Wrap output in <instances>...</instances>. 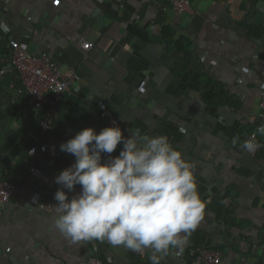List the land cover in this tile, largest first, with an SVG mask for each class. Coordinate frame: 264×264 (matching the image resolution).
<instances>
[{
	"label": "crops",
	"instance_id": "crops-1",
	"mask_svg": "<svg viewBox=\"0 0 264 264\" xmlns=\"http://www.w3.org/2000/svg\"><path fill=\"white\" fill-rule=\"evenodd\" d=\"M190 4L180 14L170 0H0V32L80 76L43 132L39 119L50 106L27 105L0 39V179L21 186L2 213L0 264H86L96 255L109 264H151V249L73 244L54 227L55 178L75 163L60 145L85 128L110 127L100 101L126 137L137 129L166 135L194 165L204 216L183 250L161 264H185L197 245L221 249L223 264H264V147L247 153L231 144L264 122V0ZM83 41L94 46L86 50ZM256 138L264 144V135ZM49 140L57 156H30L32 145ZM31 159L44 176L25 186ZM46 202L50 209L41 207Z\"/></svg>",
	"mask_w": 264,
	"mask_h": 264
},
{
	"label": "clouds",
	"instance_id": "clouds-1",
	"mask_svg": "<svg viewBox=\"0 0 264 264\" xmlns=\"http://www.w3.org/2000/svg\"><path fill=\"white\" fill-rule=\"evenodd\" d=\"M257 133L264 135V124L242 142L233 137L231 144L254 153L264 147ZM121 144L119 155L112 156ZM60 150L75 163L55 178L61 187L54 195V227L73 244L106 241L136 253L151 249V264H161L173 250H183L203 219L206 204L194 165L166 135L137 129L126 137L119 125L99 133L88 127ZM77 185L81 191L69 199Z\"/></svg>",
	"mask_w": 264,
	"mask_h": 264
},
{
	"label": "built area",
	"instance_id": "built-area-1",
	"mask_svg": "<svg viewBox=\"0 0 264 264\" xmlns=\"http://www.w3.org/2000/svg\"><path fill=\"white\" fill-rule=\"evenodd\" d=\"M170 1L180 14L191 10L190 0ZM9 36L7 30L0 32V39L7 42L9 49L8 60L16 69L21 81L18 91L27 96V105L36 111H39L44 106H50L45 116L39 119V124L43 132H48L54 118L59 113L55 106L63 100L66 92L72 89L74 81L80 76L72 69L62 71L47 51H30L18 39ZM82 46L86 50H90L94 44L90 41H83ZM4 73L5 68H1L0 76ZM99 106L101 109V117L108 119L110 126L119 125L122 128L115 113L103 101L99 102ZM260 107V115L264 120V96L260 99ZM28 150L31 157H34L38 151H41L50 158L57 156L59 153L56 144L52 140L46 141L41 147L32 145ZM42 176H44L43 171L31 159L25 186L34 185ZM20 189L21 186L13 180L0 179V222L5 207L13 197L17 196ZM41 207L50 209L52 204L49 202L42 203ZM86 264L107 263L100 256L96 255ZM185 264H223V252L221 249L215 247L197 245L189 252V258Z\"/></svg>",
	"mask_w": 264,
	"mask_h": 264
},
{
	"label": "trees",
	"instance_id": "trees-1",
	"mask_svg": "<svg viewBox=\"0 0 264 264\" xmlns=\"http://www.w3.org/2000/svg\"><path fill=\"white\" fill-rule=\"evenodd\" d=\"M20 83H21V81H20ZM20 83H19V84H20ZM20 85H21V84H20ZM259 136H261V135L259 134ZM100 257L104 260L105 263L109 264L108 261L103 257V255H102V256L100 255Z\"/></svg>",
	"mask_w": 264,
	"mask_h": 264
}]
</instances>
